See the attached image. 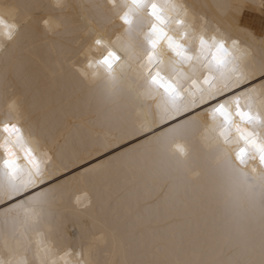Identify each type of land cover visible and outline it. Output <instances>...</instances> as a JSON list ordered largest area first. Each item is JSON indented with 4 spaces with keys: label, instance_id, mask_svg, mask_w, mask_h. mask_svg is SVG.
Masks as SVG:
<instances>
[{
    "label": "snow or ice",
    "instance_id": "1",
    "mask_svg": "<svg viewBox=\"0 0 264 264\" xmlns=\"http://www.w3.org/2000/svg\"><path fill=\"white\" fill-rule=\"evenodd\" d=\"M0 264H264V0H0Z\"/></svg>",
    "mask_w": 264,
    "mask_h": 264
}]
</instances>
